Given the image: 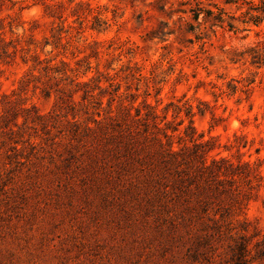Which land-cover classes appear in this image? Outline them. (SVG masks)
<instances>
[{"label": "rangeland", "instance_id": "1", "mask_svg": "<svg viewBox=\"0 0 264 264\" xmlns=\"http://www.w3.org/2000/svg\"><path fill=\"white\" fill-rule=\"evenodd\" d=\"M242 2L0 0V264H230L225 241L187 227L180 207L165 222L142 173L111 177L96 164L112 165L108 152L70 132L138 111L128 121L143 127L145 101L176 150H195L188 133L209 143L208 161L260 173L248 214L264 231V21L245 22ZM198 6L223 21L196 22Z\"/></svg>", "mask_w": 264, "mask_h": 264}, {"label": "trees", "instance_id": "2", "mask_svg": "<svg viewBox=\"0 0 264 264\" xmlns=\"http://www.w3.org/2000/svg\"><path fill=\"white\" fill-rule=\"evenodd\" d=\"M242 1V4L248 6L242 12L245 22L261 24L264 21V0ZM179 12L187 13L183 9H179ZM190 12L196 22L201 14H204L205 19L214 18L218 21H223L225 14L223 10L214 14L212 10H205L200 6L190 9ZM187 24L188 30L196 29L192 23ZM229 26L233 27L232 24ZM35 57L41 62L37 55ZM50 67L52 70L56 68L54 72L67 73L56 66ZM89 79L79 80L77 83H87ZM145 105L152 110L144 113L143 120L146 121L142 123L143 127L133 126V122L138 123L142 119V111H138L136 117L128 113L122 121L113 116L105 123L102 119H94L97 123L95 128L87 125L81 129L74 122L75 129L70 132L77 141L83 142L91 138L95 144L93 147H101L105 153L108 152L106 155L111 156L114 163L109 165L106 156L102 160L96 158V164L103 170L110 169L115 172L118 180L127 173H142L139 189L148 197V202L153 207L162 211L165 222L175 225L174 208L180 207L183 209L180 216L187 227L196 219L204 226L208 241L215 239L227 243L230 264H264V231H259L248 214L249 202L254 195H260L263 177L247 161L235 163L227 157L208 161L209 143L199 141L188 133L195 150L189 154L176 150L173 135L158 123L157 110L148 101H145ZM28 114L25 119L30 117L31 110H28ZM35 115L36 118L43 117L38 112ZM129 117L133 122L128 121ZM152 147L162 149L155 151ZM155 156L157 161L151 160ZM190 158H198L199 161L196 164L190 163ZM107 174L110 175L108 172ZM130 185L137 187L133 181Z\"/></svg>", "mask_w": 264, "mask_h": 264}]
</instances>
